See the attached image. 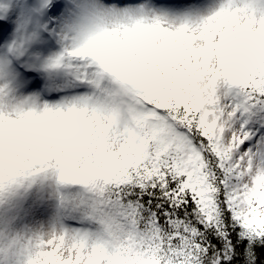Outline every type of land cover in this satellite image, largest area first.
Instances as JSON below:
<instances>
[{
    "label": "snow or ice",
    "instance_id": "obj_1",
    "mask_svg": "<svg viewBox=\"0 0 264 264\" xmlns=\"http://www.w3.org/2000/svg\"><path fill=\"white\" fill-rule=\"evenodd\" d=\"M0 264H264V0H0Z\"/></svg>",
    "mask_w": 264,
    "mask_h": 264
}]
</instances>
